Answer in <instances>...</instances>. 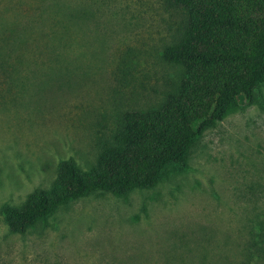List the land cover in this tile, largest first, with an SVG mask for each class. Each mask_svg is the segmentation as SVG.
<instances>
[{"label": "rangeland", "instance_id": "obj_1", "mask_svg": "<svg viewBox=\"0 0 264 264\" xmlns=\"http://www.w3.org/2000/svg\"><path fill=\"white\" fill-rule=\"evenodd\" d=\"M185 20L167 0H0V207L62 162L88 170L123 112L175 89L161 55ZM263 219L264 85L151 188L71 201L25 234L0 216V264H240Z\"/></svg>", "mask_w": 264, "mask_h": 264}, {"label": "trees", "instance_id": "obj_2", "mask_svg": "<svg viewBox=\"0 0 264 264\" xmlns=\"http://www.w3.org/2000/svg\"><path fill=\"white\" fill-rule=\"evenodd\" d=\"M167 2L186 19L177 39L161 55L165 63L181 70L178 85L153 107L123 112L88 170L72 160L62 162L49 189L34 190L20 206L0 207L11 234H25L59 207L94 193L123 197L153 187L166 169L186 165L204 131L240 102L253 103L264 85V0ZM5 34L0 53L12 35ZM4 64L0 74L8 80L10 66ZM124 65L117 67L119 80L125 78ZM257 226L240 264H264V219Z\"/></svg>", "mask_w": 264, "mask_h": 264}]
</instances>
